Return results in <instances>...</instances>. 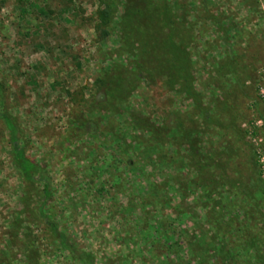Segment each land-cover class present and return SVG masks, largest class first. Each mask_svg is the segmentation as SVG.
Returning <instances> with one entry per match:
<instances>
[{
    "label": "rangeland",
    "instance_id": "obj_1",
    "mask_svg": "<svg viewBox=\"0 0 264 264\" xmlns=\"http://www.w3.org/2000/svg\"><path fill=\"white\" fill-rule=\"evenodd\" d=\"M104 1L0 0V113L49 173L47 215L96 264H264V0H151L163 28L143 32L163 48L147 66L161 70L126 103L153 137L95 104L98 70L135 59L118 52L120 0L107 35L94 27ZM10 149L0 117L4 264H27L28 238L38 264H80L37 219L40 185H25Z\"/></svg>",
    "mask_w": 264,
    "mask_h": 264
},
{
    "label": "trees",
    "instance_id": "obj_2",
    "mask_svg": "<svg viewBox=\"0 0 264 264\" xmlns=\"http://www.w3.org/2000/svg\"><path fill=\"white\" fill-rule=\"evenodd\" d=\"M120 3L123 6V12L120 14L117 22L118 38L120 39L118 52L120 54H132L135 56V59L130 62V67L120 63H114L108 68H100L98 70V76H96L95 79V85L99 95L94 96V100L96 105L102 107L101 110L107 112L112 111L113 113L111 115L113 116L126 114L129 127L140 131L142 136L143 134H147L149 137H153V135H156L153 122L146 116L140 115L129 108L126 99L133 87L134 80L141 78L151 79L153 73H158V71L161 70L160 66H154L152 68L147 66V62H151L155 59L161 61L162 53L159 52V50L163 48L160 44L161 40H159V45L156 46L158 38H155L156 43L152 42L153 38L143 31L145 29L144 23L148 24V28L153 30V32L161 31L163 28L160 25L162 23V18L154 11H151L153 16H148L146 14L151 0H120ZM143 3H146V5L143 6ZM103 4L104 6L97 11V22L94 27L107 35L108 32L106 27L112 22L113 15L117 11V0L104 1ZM103 39L104 38H100L98 41L104 43L105 41ZM135 49H138L137 53L134 52ZM163 53V55H165V51ZM170 76L171 75L168 77ZM125 79H128V83H124ZM3 106L4 99L2 84L0 83V108ZM0 117L9 133L10 153L15 169L18 171L26 186L35 187L36 185H40L41 199L39 203H37L35 210L37 219L47 226L53 243L56 244L58 249L66 252L70 259L80 264H96L94 253L90 250L81 248L74 238L60 228L56 220L47 215L44 207L52 197L49 173L41 162L26 154L24 145L21 144V141H23L21 129L16 120L10 114L3 111L0 113ZM73 122L80 125L81 128L85 126L84 120H82L81 117H77ZM168 131L169 128H166V134H168ZM108 133L110 135L108 144L110 143L111 150H122V144L120 143L122 138H120L119 135L115 136L116 133L113 129ZM133 138L136 137L133 135ZM140 140L141 139L136 138V144L137 141L142 142ZM160 142H158L157 145ZM153 147H156V145ZM30 205L31 197L28 195V215L30 213ZM18 222L19 221H17L16 224ZM142 230H144L143 227ZM25 250L27 255L26 263L38 264L39 250L35 242H32L28 238ZM5 261L0 251V264H4Z\"/></svg>",
    "mask_w": 264,
    "mask_h": 264
}]
</instances>
